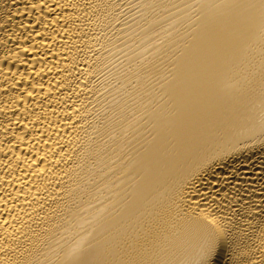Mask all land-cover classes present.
<instances>
[{
	"label": "bare ground",
	"instance_id": "bare-ground-1",
	"mask_svg": "<svg viewBox=\"0 0 264 264\" xmlns=\"http://www.w3.org/2000/svg\"><path fill=\"white\" fill-rule=\"evenodd\" d=\"M0 264H264V0H0Z\"/></svg>",
	"mask_w": 264,
	"mask_h": 264
}]
</instances>
